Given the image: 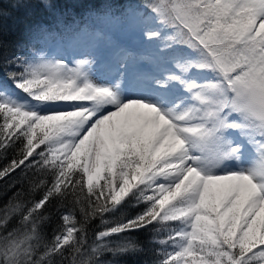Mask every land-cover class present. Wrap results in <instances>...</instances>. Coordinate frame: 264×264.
Instances as JSON below:
<instances>
[{
    "label": "snow or ice",
    "instance_id": "6c2138e0",
    "mask_svg": "<svg viewBox=\"0 0 264 264\" xmlns=\"http://www.w3.org/2000/svg\"><path fill=\"white\" fill-rule=\"evenodd\" d=\"M4 2L0 264H264V0Z\"/></svg>",
    "mask_w": 264,
    "mask_h": 264
},
{
    "label": "trees",
    "instance_id": "16d2710c",
    "mask_svg": "<svg viewBox=\"0 0 264 264\" xmlns=\"http://www.w3.org/2000/svg\"><path fill=\"white\" fill-rule=\"evenodd\" d=\"M0 3H2L5 8L8 7V5L4 2V0H0ZM13 16H15V13L13 14ZM9 23H11V21H9ZM10 38H16V37L13 36V37H10ZM0 163H2V162H0Z\"/></svg>",
    "mask_w": 264,
    "mask_h": 264
}]
</instances>
